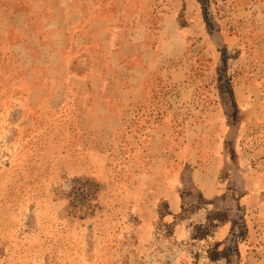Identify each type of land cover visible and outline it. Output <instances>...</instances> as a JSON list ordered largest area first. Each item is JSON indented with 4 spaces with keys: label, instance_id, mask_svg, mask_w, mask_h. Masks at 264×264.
I'll use <instances>...</instances> for the list:
<instances>
[{
    "label": "rangeland",
    "instance_id": "1",
    "mask_svg": "<svg viewBox=\"0 0 264 264\" xmlns=\"http://www.w3.org/2000/svg\"><path fill=\"white\" fill-rule=\"evenodd\" d=\"M0 264H264V0H0Z\"/></svg>",
    "mask_w": 264,
    "mask_h": 264
}]
</instances>
